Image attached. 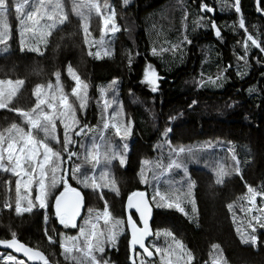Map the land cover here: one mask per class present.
Masks as SVG:
<instances>
[{
  "label": "trees",
  "instance_id": "trees-1",
  "mask_svg": "<svg viewBox=\"0 0 264 264\" xmlns=\"http://www.w3.org/2000/svg\"><path fill=\"white\" fill-rule=\"evenodd\" d=\"M64 2L69 19L53 31L47 46L42 45L40 50L43 55L27 49L21 52L18 28L13 27L12 49L9 53L0 54V78L25 81L10 107L29 110L36 102L32 94L35 86H46L49 82L54 84L56 78L53 73L60 71L64 91L72 102L75 98L71 97L70 92L75 82L67 73L70 64L89 86L86 108L81 111L79 103H75L79 125L73 132L84 124L90 127L101 120L102 114L94 100L102 91L123 106L119 122L126 124L131 120V131H138V135L128 139L125 165L121 166L119 161L112 164L110 176L101 179V188L93 190L92 179H89L88 188L81 187L70 176L73 186L81 188L86 196L87 208L83 213L87 211L89 214L91 209V219L95 211L102 212L107 201L111 217L108 225L105 222L101 225L106 235L107 228H111L117 220L124 222L120 224L122 234L115 246L105 245V259L110 264H131L126 198L136 190H145L152 202L158 186L162 192H173V200L181 196V206L185 211L156 207L152 202L154 232H172L193 253V264H213L220 250L227 264H264V229L257 227V248L242 244L237 232L239 228L245 236L251 233L248 227L250 216L241 211V205H250L239 199L246 194V185L257 189L264 187V52L250 46L245 57L247 63L238 59L244 55L246 35H252L264 46V18L257 13L255 0H240L247 33L239 28L241 13L235 11V0H216L217 13L214 16L202 14L200 0H129L127 4L123 0H97L101 13L115 10V21L120 26V31L114 33L112 38L108 37L111 32L106 31L103 45L95 43L101 39V17L92 14L88 23V39L92 43L85 45L84 21L72 13V0ZM105 4L110 7L105 9ZM13 10L10 19L15 25L16 13ZM185 10L187 19L182 21ZM195 21H199V25ZM211 21L220 28L221 37L215 35ZM248 43L251 45V41ZM153 48L156 49L155 55ZM89 51L93 55L90 56ZM97 52L99 59L95 56ZM129 53L133 57L131 65L128 62ZM149 64L156 69L159 77H164V80H158L155 92L146 82H142L144 69ZM221 73L222 78L217 79ZM209 77L217 82L209 83ZM113 80L117 84L110 87ZM13 122L25 127L18 113L0 109V131ZM165 128L172 129L168 139L173 147L192 149L190 160H187V156L183 158L190 162L188 175L195 182V214L192 213L191 203L181 195L185 189L168 185V174L160 175L161 170L155 167L158 161L165 167L169 163L167 155L162 162L157 154ZM91 136H96V140L99 138L97 131L89 133L87 129L81 137L72 134L74 142L69 151L77 152L79 142L82 143L84 138L88 141ZM53 145L56 148L59 146ZM211 145H214L213 149L207 148ZM233 154L240 161L239 175L233 170ZM63 155L65 166L67 153ZM74 160H78V156L71 158V166ZM145 161L154 168L143 169L148 182L141 183L140 173ZM221 165L229 174L223 177V183L217 184L216 173ZM89 170L93 171L94 166ZM153 172L159 177L158 180L153 179ZM177 174L186 177L182 171ZM17 179L11 172L0 170V238L11 239V231H15L17 239L42 250L50 262L55 260L59 264H71V261H64L61 255L59 242L65 228L55 216L54 207L40 209L33 191L31 200L36 203L33 212L16 215ZM113 179L119 188V195L111 190L110 182ZM58 189L61 191L62 186H58ZM156 199L159 200V197ZM6 202L11 208L5 207ZM51 204L54 205V199ZM228 204L234 205L231 211ZM257 204L260 205L259 197ZM21 206L26 207L27 203L21 202ZM45 215L48 216L47 223ZM45 229L56 243H49ZM161 236L164 235L155 237V244L160 243L159 246L164 247ZM80 243H83L82 239ZM213 244L219 245L220 250L213 249ZM5 253L8 251L0 249V254ZM146 259V263L160 264L159 255ZM0 264L7 263L0 260ZM26 264L29 263L26 261Z\"/></svg>",
  "mask_w": 264,
  "mask_h": 264
},
{
  "label": "snow or ice",
  "instance_id": "snow-or-ice-1",
  "mask_svg": "<svg viewBox=\"0 0 264 264\" xmlns=\"http://www.w3.org/2000/svg\"><path fill=\"white\" fill-rule=\"evenodd\" d=\"M125 4L128 0H124ZM257 10L264 12V0H256ZM105 9L110 6L105 4ZM235 11L241 13L240 0H235ZM14 8L16 17L19 21V35H20V51L23 52L25 49L29 52H36L43 55L38 45L43 44L45 46L49 43V37L52 36L53 31L56 30L60 25H64L69 17L65 10L64 0H0V53H9L10 45L9 40L11 39V32L8 24V14ZM82 9H87L90 15L93 10L97 16H100L103 22V28L101 29V39L95 41V43L103 45L104 35L106 31L116 33L120 31L115 21V10H112L110 14L103 15L101 13V5L97 3V0H72L71 11L73 14L78 16L81 21H87L88 16L85 15ZM199 9L202 12H213L214 9L209 7L206 3L201 0ZM187 11L185 10L183 20L187 19ZM203 19V18H201ZM199 25V21H195ZM239 28L244 29L247 33L245 26V20L241 13L239 18ZM110 26V27H109ZM210 26L215 30V35L221 37V30L214 21L210 22ZM83 31L85 33L84 43L89 45L92 43L88 39L90 36L88 24L82 23ZM186 39V37H185ZM248 41H251L249 45ZM190 42V41H189ZM250 46L259 48L261 52H264V46L252 35H246V39L243 42L244 55L239 56L238 59L245 60L248 55ZM175 47V46H173ZM90 56L93 55L91 51L88 53ZM108 54V53H106ZM153 54H156V49L153 48ZM96 58L99 59L100 55L97 52ZM132 55L128 54L129 65L132 64ZM247 61L245 60V64ZM68 76L75 82V85L71 87L70 95L74 97V101L70 102L69 94L65 93L63 85L61 83V72L55 71L53 75L56 78L55 87L51 82L47 84V89L51 92L45 91V85L37 84L33 89V96L36 98V102L33 108L29 110H22L20 108H11L10 105L13 103L14 98L17 96L25 81L22 79H0V109H8L14 111L23 118L25 127L18 125L13 122L7 128L0 131V170L4 172H11L14 176L21 177L15 182L17 198L15 201L14 211L17 216L23 213H32L36 207V203L27 197L20 196V188L23 186L26 190L30 189L33 184L35 174L36 188L35 201L38 202L40 209H47L50 206L55 208V216L58 218L59 223L64 227L76 228V219L80 215V209L84 203V197L81 191L72 187L69 184L68 179L65 175L68 170L63 168L62 165L65 163L64 153H67V158L70 160L73 156H78V153L69 151L70 145L74 142L71 139L70 132L75 136H81L84 134L85 129L88 131H97L99 135V142L93 138L91 148L88 150L86 159L94 161V167L101 163L103 159L104 163L110 164L114 160H119L121 166L126 163L125 156L116 150V146L112 143L110 137L106 135L109 129L115 130V135L126 139L131 134L132 122L128 120L127 123L116 122L117 117L123 114V106H120V110L114 112L111 117H102L103 126L100 129L94 130L89 127L88 124H84L79 127L78 130L73 132V129L79 125L77 119V108L75 103H79V109L83 111L86 108L87 103V89L88 84L80 78L76 71L69 64L67 67ZM243 75V73H238ZM144 80L153 92L157 91V81L160 77L157 74L156 69L149 64L144 69ZM222 78V73L217 79ZM209 83L215 84L217 81L209 77ZM117 84L116 80L111 82L110 87ZM249 91H253L250 89ZM136 102L135 100L133 101ZM193 103H196L193 101ZM111 106L110 102L105 100L104 112L107 113L108 108ZM174 119V118H170ZM63 125V140L61 141L57 134V122ZM172 131L171 128H165L162 135L165 137L167 142L168 134ZM42 134V138H40ZM60 145V150H55L53 145ZM83 147V145H82ZM127 144L124 145L125 152L127 151ZM169 163L165 167L161 162H157L155 167L160 169V175H164L165 172H169L172 169H182L184 175L188 177L187 181V192L181 195L188 200L192 205V213L197 212L196 202L193 195V189L195 182L191 180L188 175V167L186 158L182 157V154H187V160L193 156L192 149H185L182 146L171 147L169 145ZM42 150V151H41ZM103 150V151H102ZM232 151V149H229ZM175 158H172V157ZM232 160L235 161L234 172L239 175L241 169L239 167L240 161L237 160L236 155H232ZM7 161V163H5ZM145 163H148L147 161ZM81 166L74 165L70 170L71 179L82 183L84 188L89 187V177L85 176L83 180H80L77 173L80 172ZM229 173L221 165L217 169L216 183H223V177ZM107 173H102V177ZM27 177V179H23ZM153 179L158 180L159 177L153 172ZM141 183H147V176L144 174L142 169L140 173ZM111 190L119 195V188L116 185L115 180L111 182ZM167 183V182H166ZM58 186H62V191L58 189ZM91 187L93 190L100 186L95 183V179L92 178ZM247 192L244 196L239 199L247 201L249 207L241 205V211H245L250 216L248 220V227L251 229V233L245 236L237 229L240 234L241 243L250 245L253 248L258 247L259 237L256 235L257 227L264 229V187L257 189L251 185H246ZM58 192V194H57ZM103 199V193L100 194ZM159 197V200L156 198ZM260 198V205L257 204V198ZM135 198V199H134ZM27 200V206H21V200ZM54 199V205L51 201ZM181 196H176L173 200V192H161L157 186L154 195L152 196V202L155 203L156 207H168L176 208L180 212H184V208L181 206ZM129 208H135V211L139 213V220H134L132 216L127 218V227L131 229V242L130 251L133 255L130 257L131 264H136L135 257L141 256L140 264H146V258H151L154 255H159L160 264H193L195 257L193 253L186 248L182 241L176 239L172 232L164 230L161 233L160 230H153L150 228L149 221L152 218V207L150 202L145 198L143 192H133L128 197ZM5 207L11 208V205L6 202ZM233 204H228V208L231 211ZM92 210L89 209V219H85L84 223L79 225V237H68L67 239L61 238L59 247L62 249L61 255L64 261H71V264H110V261L105 259L106 248L105 245L109 244L115 246L117 239V226L124 223L123 221L117 220L111 228H107V235L104 230H101L99 226V220L103 219L105 225H108L111 213L108 210L107 201H105V207L102 214H97L95 221L91 219ZM187 215V213H185ZM45 223L48 221V216L44 217ZM235 222V218H234ZM142 225V227H140ZM53 231H55L53 229ZM163 234L166 238L171 237L172 243L167 244L166 247H160L152 245L153 250L146 245V238L155 235L159 237ZM45 235L48 237V241L51 244L56 243L52 236L48 235L47 229H45ZM83 243H80V240ZM0 245L6 248L14 249L15 252H22L29 261H42L43 264H59V261L50 262L44 253L34 250L31 247L26 246L17 239L15 231H11V239H0ZM139 246L142 252H137L135 246ZM213 249L220 250V246L217 244L212 245ZM99 254V255H97ZM55 256V253H52ZM0 260L8 262V264H25V261L18 259L16 256L9 254L7 256H0ZM213 264H227L226 258L223 257V252L220 250L218 258L213 260Z\"/></svg>",
  "mask_w": 264,
  "mask_h": 264
},
{
  "label": "rangeland",
  "instance_id": "rangeland-1",
  "mask_svg": "<svg viewBox=\"0 0 264 264\" xmlns=\"http://www.w3.org/2000/svg\"><path fill=\"white\" fill-rule=\"evenodd\" d=\"M77 2H79V0H77ZM123 2H124V0H123ZM82 11H84L85 15L88 16L87 21H84V23L85 22L87 24L90 23L91 16H92V14L95 13V11L93 10V12L90 15L88 14L87 9H82ZM13 12H15V10H13ZM102 14L103 15H108V14H110V12H108V13H102ZM10 17H11V12L8 14V24H9V28H10V32H11V39L9 40L8 43L10 45V50H11L12 49L11 48L12 47V39H14V37H13V27L18 28V33H19V23H18L19 21H18V19L16 17L17 23H14L15 25H13ZM117 26L120 28L119 25H117ZM114 36H115V34L111 33L108 37L112 38ZM19 38H20V35H19ZM42 45L43 44H40L39 45V48L40 49H41ZM0 47H2V46H0ZM0 54H4V53H0ZM0 79H2V78H0ZM13 81H15V80H13ZM46 86H45V89L44 90L45 91H48V92H51V90L47 89ZM53 86L55 87V83L53 84ZM105 100L109 101L110 104H111V106L107 110V113L104 112V102H105ZM94 103L96 104L97 109L102 114L101 120L98 121L95 125H93V126L91 125L90 126L92 129L97 130V129L102 128V126H103L102 117H104V116L111 117V115L114 112H117V111L120 110V106L121 105H119L118 101H115V99H113L112 97L107 96V94H106L105 91H102V93L100 94V96L94 100ZM121 116L117 117L116 122H119V118ZM57 125H58L57 126V134H58L60 140L62 141L63 140V135H64L63 125L60 124L59 121L57 122ZM110 130H112V131H110ZM85 131H86V129H85ZM94 132H96V131H89V133H94ZM106 135L111 138L112 143L116 146V150L119 151L122 155L125 156L127 154V152H128L129 149L127 147V151L125 152L124 145L127 144V146H128V139H129V137H134V135H138V131L137 130H135V131L132 130L131 131V134L129 136H127L126 139H121V137L116 136L114 129H109L106 132ZM70 136H71V139H72V132H70ZM81 136H79V137H81ZM94 137L96 139V136H91V139L90 140L85 141V138H84L82 143L79 142V147H78V150L76 152V153H78V160H74V162L72 163V166H74V165H80L81 166L80 172L77 173V176L80 177V180H83L85 176L89 177L90 179L94 178L95 179V183L100 186L99 188H101V179H103L102 173H107V175H104V177H107L108 178L110 176V172L112 170V164H114L115 162H117L119 160L118 159L117 160H114L110 164H107L106 165L104 163L103 159H101V163L95 165L94 170L90 172L89 168L94 165V161H91L90 159H86V157H87L88 150L91 148V144H92V141H93V138ZM40 138H42V134H40ZM97 142H99V138L97 139ZM53 143H55V142H53ZM82 145H83V147H82ZM169 145H171V147H173L172 144H171V142H170V140L168 138H167V142L165 141V137H163L162 142L159 143V151H158L157 154L159 155V158H160V160L162 162H164V160H165L164 159V157H166L165 155H167L169 157V150H170L169 149ZM193 148H195V147H193ZM207 148L213 149L214 148V145L208 146ZM185 149H186V147H185ZM55 150H60V145L57 148L55 147ZM184 156H187V154H182V157H184ZM172 158H175V157L173 156ZM145 162L142 165V169H144V168H147V169L154 168V165H152L149 162L148 163H145ZM189 163L190 162L188 161L187 162V167H188V164ZM72 166H71V168H72ZM62 167L65 168V166H63V165H62ZM97 169H98V171H97ZM179 171H182L183 172L182 169H172L169 172H165V173L168 174L166 182H167L168 185H175L177 187L183 188V189H185V192H187V188H186L187 187V178L186 177H180V176H178L177 172H179ZM96 172H97V174L95 176V173ZM33 175H34V179H33V184L31 186V188L30 189H27V190L23 186L20 188V196L21 197H27L30 200L32 198L33 191H35V195H36V188L38 187V185L36 184L35 174H33ZM18 179H21V177H18ZM23 179L26 180L27 177H23ZM79 185L81 187H84L82 183H79ZM21 202H26L27 203V200L22 199ZM103 211H104V209L99 214H102ZM97 214H98V212L95 211L94 214H93V216H92L93 222H96L95 221V217L97 216ZM89 218H90V216H89V214H88L87 211L85 213H82L80 215L79 221L77 222V225L78 226L76 228L71 227V225H69L68 227H64L65 228V232L62 233V237L64 235H66V236H64V239H67L68 237H79V225L83 224L84 221H85V219H89ZM98 223H99V226H100L101 230H103L101 225H102V223H104V220L103 219H100ZM75 229H78V231L75 232L74 231ZM116 230L118 232L117 239H116V243H117L118 237L122 234V225H118ZM69 232H75V233L72 234V233H69ZM155 237L156 236L154 235V237L151 238L150 241H149V243L151 244L150 245L151 247H152V245H156V246H159L160 245V243L159 244H155ZM160 241L162 242V244H164V247H166L167 244L172 243V238L171 237H167L166 238L165 236H163V237L161 236V240ZM110 246L113 247L112 245H110ZM130 252H131V256H132L133 253H132V251H130ZM9 254H12V253L11 252H8V253H5V254H0V256H7ZM12 255H14V254H12ZM17 258L18 259H22V258H19V257H17ZM141 258L142 257L139 256V255H137L135 257L136 264H140ZM22 260H24V259H22ZM146 261H147V259H146ZM6 263L8 264V262H6ZM25 264H26V261H25ZM146 264H149V263H146Z\"/></svg>",
  "mask_w": 264,
  "mask_h": 264
},
{
  "label": "water",
  "instance_id": "water-1",
  "mask_svg": "<svg viewBox=\"0 0 264 264\" xmlns=\"http://www.w3.org/2000/svg\"><path fill=\"white\" fill-rule=\"evenodd\" d=\"M255 4H256V8H257V3H256V0H255ZM257 13L259 14V15H261L263 18H264V12H261V11H258L257 10ZM162 80H164V77H160ZM158 82V81H157ZM75 146H77V144L75 143ZM71 152H75L74 150H72ZM74 157V156H73ZM70 161H71V159L69 160L68 158L66 159V166H65V169H67L68 170V173L65 175V178L66 179H68V181H69V184L71 185V181H70V170H71V164H70ZM72 186V185H71ZM78 190V189H77ZM80 191V190H79ZM134 192H143V193H145V198L146 199H148L149 200V202H150V206L152 207V218L150 219V221H149V225H150V228L153 230V232H154V229H153V226H152V223H153V219H154V206H153V204H152V202H151V200H150V197H149V194L145 191V190H136V191H134ZM82 193V196L84 197V203L82 204V207H81V209H80V214L85 210V206H86V200H85V196H84V194H83V192H81ZM133 193V192H132ZM131 193V194H132ZM130 194V195H131ZM129 195V196H130ZM128 196V197H129ZM128 197L126 198V215H127V218L129 217V216H132L133 217V219L134 220H139V213H137L136 211H135V208H129L127 205H128ZM135 199V198H134ZM133 214H135L136 215V217L133 215ZM79 217V216H78ZM78 217H77V219H76V222H77V220H78ZM140 227H142V225H140ZM129 234H130V239H131V229L129 228ZM154 236V235H153ZM153 236H150V237H148V238H146V245L147 246H149L148 245V242H149V240L153 237ZM1 239V238H0ZM19 240V239H18ZM21 243H24L23 241H21V240H19ZM26 246H28V247H31V246H29V245H27L26 243H24ZM136 247V250H139V251H141L142 252V250L141 249H139V246L137 245V246H135ZM31 248H33V247H31ZM0 249L1 250H4V251H8V252H11L12 254H14V255H16L17 257H20V258H23L25 261H27L29 264H43V262L42 261H39V260H36V261H29L28 259H27V257H25L24 256V254L22 253V252H15L14 251V249H9V248H6V247H4L3 245H0ZM34 250H38V251H40V252H42V253H44L42 250H40V249H37V248H33ZM150 250H152L151 248H150ZM44 255L46 256V254L44 253ZM47 257V256H46Z\"/></svg>",
  "mask_w": 264,
  "mask_h": 264
},
{
  "label": "flooded vegetation",
  "instance_id": "flooded-vegetation-1",
  "mask_svg": "<svg viewBox=\"0 0 264 264\" xmlns=\"http://www.w3.org/2000/svg\"><path fill=\"white\" fill-rule=\"evenodd\" d=\"M204 3H206L209 7H213L214 11L213 12H202L204 14H210L214 16L217 13V6H216V0H203ZM201 3V0H200ZM136 217V216H135Z\"/></svg>",
  "mask_w": 264,
  "mask_h": 264
},
{
  "label": "bare ground",
  "instance_id": "bare-ground-1",
  "mask_svg": "<svg viewBox=\"0 0 264 264\" xmlns=\"http://www.w3.org/2000/svg\"><path fill=\"white\" fill-rule=\"evenodd\" d=\"M213 8V7H212ZM203 14V13H202ZM155 145V144H154ZM81 189V188H80ZM87 208V207H86ZM139 252V251H138Z\"/></svg>",
  "mask_w": 264,
  "mask_h": 264
}]
</instances>
